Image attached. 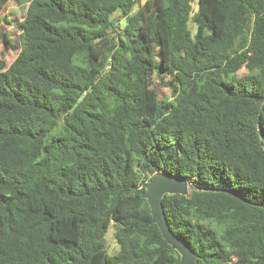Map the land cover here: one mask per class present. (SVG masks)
<instances>
[{"label":"trees","instance_id":"1","mask_svg":"<svg viewBox=\"0 0 264 264\" xmlns=\"http://www.w3.org/2000/svg\"><path fill=\"white\" fill-rule=\"evenodd\" d=\"M25 2L19 43L0 14V264H178L159 172L195 186L163 205L199 264H264V0Z\"/></svg>","mask_w":264,"mask_h":264},{"label":"water","instance_id":"2","mask_svg":"<svg viewBox=\"0 0 264 264\" xmlns=\"http://www.w3.org/2000/svg\"><path fill=\"white\" fill-rule=\"evenodd\" d=\"M262 138L264 135L260 132ZM194 185H189L186 179L165 172L155 174L147 183L142 196L148 200L150 205L152 221L156 223L163 237L180 254L178 264H199V255L182 238H180L170 227L167 220L163 198L166 194H189Z\"/></svg>","mask_w":264,"mask_h":264},{"label":"rangeland","instance_id":"3","mask_svg":"<svg viewBox=\"0 0 264 264\" xmlns=\"http://www.w3.org/2000/svg\"><path fill=\"white\" fill-rule=\"evenodd\" d=\"M145 1V0H143ZM195 7L197 8V2L194 3ZM28 7V2H25V0H9L8 4L6 5L5 9L0 12L2 16H7L11 23H4L2 28L7 30L13 39L14 42L19 43L20 42V32H21V22L26 16ZM122 22L123 19H121ZM191 28L195 30V25L193 22H191ZM4 48V43L0 41V50ZM19 50H11L7 54V60L8 62H12L18 55ZM158 60V58H157ZM247 72L246 69H241L239 71V75L245 74ZM160 95L164 93L166 88L162 87L161 85H157ZM190 184V183H189ZM107 246L110 254L116 253L119 250V245L116 242L114 238V227L112 226L110 230L107 232Z\"/></svg>","mask_w":264,"mask_h":264},{"label":"bare ground","instance_id":"4","mask_svg":"<svg viewBox=\"0 0 264 264\" xmlns=\"http://www.w3.org/2000/svg\"><path fill=\"white\" fill-rule=\"evenodd\" d=\"M190 185V184H189Z\"/></svg>","mask_w":264,"mask_h":264}]
</instances>
